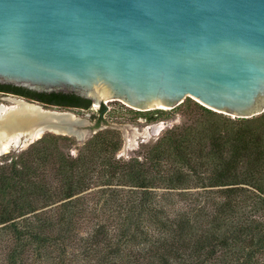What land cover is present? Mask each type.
Here are the masks:
<instances>
[{
	"label": "trees",
	"instance_id": "16d2710c",
	"mask_svg": "<svg viewBox=\"0 0 264 264\" xmlns=\"http://www.w3.org/2000/svg\"><path fill=\"white\" fill-rule=\"evenodd\" d=\"M10 86L44 103L91 104ZM62 97L79 100H52ZM194 104L196 118L129 158L116 156L110 129L75 155L62 151L73 137L50 133L1 154L0 264H264V111L232 118Z\"/></svg>",
	"mask_w": 264,
	"mask_h": 264
},
{
	"label": "water",
	"instance_id": "95a60500",
	"mask_svg": "<svg viewBox=\"0 0 264 264\" xmlns=\"http://www.w3.org/2000/svg\"><path fill=\"white\" fill-rule=\"evenodd\" d=\"M0 83L139 111L172 109L189 97L252 117L264 111V0H0ZM8 97L41 109L1 127L40 134L21 132L0 155L47 131L79 144L94 133L78 116L85 108Z\"/></svg>",
	"mask_w": 264,
	"mask_h": 264
},
{
	"label": "rangeland",
	"instance_id": "374dc122",
	"mask_svg": "<svg viewBox=\"0 0 264 264\" xmlns=\"http://www.w3.org/2000/svg\"><path fill=\"white\" fill-rule=\"evenodd\" d=\"M187 98L185 100H187ZM190 100L192 102H185L184 105L179 106L177 109H167V111L163 113H159L154 109L149 111H138L117 100H108L99 105H94L95 103L91 102L89 109H84L81 114L76 115L86 118L91 124L90 131L94 133L100 130H114L120 136L121 140L120 148L116 152V156L129 158L133 156L142 145L153 143L158 136L172 125L189 122L196 118V114L199 113V110L194 103L197 101L191 98ZM1 104L9 106L12 103L7 99V95L0 94V105ZM101 104L106 106V111L100 116L102 117V121L97 122V111ZM185 104H189L188 107L185 106ZM45 133L62 135L52 131H47ZM93 134H91V136ZM67 136L73 137L76 143L75 145L64 147L62 151L75 155L80 144L73 135Z\"/></svg>",
	"mask_w": 264,
	"mask_h": 264
},
{
	"label": "bare ground",
	"instance_id": "6f19581e",
	"mask_svg": "<svg viewBox=\"0 0 264 264\" xmlns=\"http://www.w3.org/2000/svg\"><path fill=\"white\" fill-rule=\"evenodd\" d=\"M100 98V97H98ZM9 101L12 103L9 106L0 105V146L2 148H6L10 141L16 138H19L20 133L24 134V137L36 138L40 131L36 127H32L23 131H18L17 133H9L7 130L1 127V124H10L12 122H18L19 124L22 123V120L25 118H31L36 116L38 112H40V106L26 102L24 100L18 98L8 97ZM104 102L112 99H104ZM97 105V104H94ZM161 109L166 108L165 106H159ZM72 115V114H71ZM76 115V114H75ZM23 118V119H22ZM24 119V120H25Z\"/></svg>",
	"mask_w": 264,
	"mask_h": 264
},
{
	"label": "flooded vegetation",
	"instance_id": "af4514ba",
	"mask_svg": "<svg viewBox=\"0 0 264 264\" xmlns=\"http://www.w3.org/2000/svg\"><path fill=\"white\" fill-rule=\"evenodd\" d=\"M2 84V83H0ZM4 85V84H3ZM9 86H0V94L1 95H20V96H23L25 97L26 99H35V100H42L40 99L39 97H36L35 95H32V94H29L28 96L30 97H27V93H22V92H19L15 89H13L10 84H8ZM13 86V85H12ZM74 94V93H73ZM77 95V94H75ZM79 96V95H77ZM81 98H84L82 96H80ZM79 100V99H75V98H69V97H62V98H56V99H52V100ZM84 99H87V98H84ZM87 100H90V99H87ZM47 104H50V103H47ZM51 105H57V104H51ZM60 107H77V106H63V105H58ZM80 108V107H79Z\"/></svg>",
	"mask_w": 264,
	"mask_h": 264
}]
</instances>
